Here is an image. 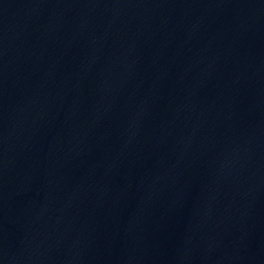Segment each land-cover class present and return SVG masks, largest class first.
Here are the masks:
<instances>
[{
  "label": "water",
  "instance_id": "water-1",
  "mask_svg": "<svg viewBox=\"0 0 264 264\" xmlns=\"http://www.w3.org/2000/svg\"><path fill=\"white\" fill-rule=\"evenodd\" d=\"M0 264H264V0H0Z\"/></svg>",
  "mask_w": 264,
  "mask_h": 264
}]
</instances>
